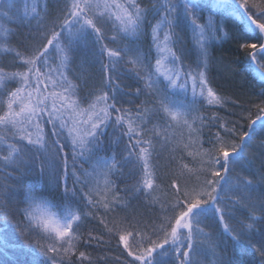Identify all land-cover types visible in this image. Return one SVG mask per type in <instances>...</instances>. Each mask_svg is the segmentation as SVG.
Masks as SVG:
<instances>
[{"label": "trees", "instance_id": "trees-1", "mask_svg": "<svg viewBox=\"0 0 264 264\" xmlns=\"http://www.w3.org/2000/svg\"><path fill=\"white\" fill-rule=\"evenodd\" d=\"M188 1L229 33L213 47L219 62L207 70L201 63L211 83L195 79V93L174 89L148 58L147 31L174 4L185 51L179 63L196 75L205 57L184 0H138L147 54L139 59H109L127 44L122 37L135 36L94 1L81 4L84 15L71 7L80 0H40L38 15L23 24L0 16V264H264V52L259 61L249 56L264 43V0ZM59 34L78 45L71 67L63 52L51 67L38 64ZM27 75L79 111L102 106L106 122L70 142L48 115V100L35 121L15 113ZM45 145L55 182L39 172L42 160L48 164ZM36 199L75 215L70 238L50 239L29 219ZM184 215L191 230L179 243L173 231Z\"/></svg>", "mask_w": 264, "mask_h": 264}, {"label": "snow or ice", "instance_id": "snow-or-ice-1", "mask_svg": "<svg viewBox=\"0 0 264 264\" xmlns=\"http://www.w3.org/2000/svg\"><path fill=\"white\" fill-rule=\"evenodd\" d=\"M6 3V7H0V16L7 17L10 23L14 22L17 25L23 24L26 20H30L33 13L38 15L39 9L41 7L40 0H6ZM184 3L185 8L190 14V19L194 24L197 25V30L195 32L197 33L201 43L200 54L205 57V60L203 62H197L196 75L193 76V79H196L198 82L202 79L206 83L210 84V76L206 78V72L199 70L201 68V63H203V67L207 70L213 66L214 61L219 62V58L215 57L213 47L216 45H223V43L226 41L225 38L229 37V33L227 29L223 27V25L218 23V19L216 17H214L213 15H209L207 17L204 16L203 18H201V16L197 13L196 5L190 4L188 0H184ZM81 4L84 5V8L88 7V5L84 3V0H80V3H74L71 5V7L76 10V13L78 15L85 14L83 9L81 8ZM137 4H139L138 0H135V3H131V0H129V3L125 5L126 11L119 17L120 25L123 27L124 31L126 33H133L135 38L133 40H129L127 36L122 37L123 40L127 41V44L124 47L119 48L118 50L108 51L107 55L110 60L114 56L124 58H126L127 56H133L139 59L141 55H147L143 47V41L145 39L144 16L146 14V9L141 11V8H137ZM3 5H5V0H0V6ZM155 6L156 5H154V7ZM175 7L176 5L174 4H168L163 9L162 13L163 18H166L168 20L167 26L172 30L173 36L175 37V42L179 45V47H177L176 52H173L172 49L168 47H165L164 51H166L170 56L173 57V60L171 62L172 66L170 67L173 75H176L177 70L182 71V76L180 77V79L187 80V78L190 76V71H183L179 63L185 56V51L180 44L179 33L176 30V18L173 12ZM232 11H234V9H232ZM169 13H173V15L169 17ZM198 21L200 22L198 23ZM84 23L90 24L94 29H96L97 32L100 31L94 20H85ZM161 23L162 21L157 22L155 27L150 28V32L149 30L147 31V41L149 45L148 53H150V56L148 58L152 63L154 60V64L157 66H159L162 62L164 63V61L155 58V56L153 55L152 46L153 44H155L157 49H159L160 47V45L157 43L159 37L156 35V32L157 29L160 28ZM249 23H251V21H249ZM252 27L256 28L257 26L255 24H252ZM222 31L223 35H221ZM164 40L165 44L167 45V43L169 42V36L167 35V33H165L164 35ZM77 46L78 45H76L74 38L72 40H68L65 43V38L62 34L56 35L53 43L48 45L47 48L42 53H40V58L37 63L39 64L40 60H44V62L49 67H51L52 62L56 60L57 55L63 52L65 54L64 59L67 62L66 67H71L72 61L75 57V48ZM245 46V44L241 45L242 48ZM101 51H104V49L102 48ZM177 52L179 53V55L176 54ZM262 52H264V43H259L255 49H252L249 56L253 60L259 61V56ZM127 63L131 64L132 60H127ZM108 67L110 72H112V70H116L117 72L119 71V66L116 62L110 63ZM260 67L261 69H264V62H260ZM109 78L111 79V76H109ZM216 91L218 92V90ZM60 147H63V145H60ZM42 151L45 154V159L48 160V164L47 166H45L42 160L39 167V172L42 175L47 174L49 178L53 180V182H55L56 171L54 153L51 155L49 154V148L47 145H45ZM61 172L62 179L60 183L63 187L66 188L67 176L63 175V169L61 170ZM27 214L30 220L44 223L53 231H56L59 228L60 221L57 219L56 213L51 210V206L47 202L34 201Z\"/></svg>", "mask_w": 264, "mask_h": 264}, {"label": "rangeland", "instance_id": "rangeland-1", "mask_svg": "<svg viewBox=\"0 0 264 264\" xmlns=\"http://www.w3.org/2000/svg\"><path fill=\"white\" fill-rule=\"evenodd\" d=\"M88 1L90 2L94 1L99 8L109 11L118 20L119 17L126 11L125 5L129 3V0H88ZM188 2L190 3V1ZM161 21L162 23L160 25V28L157 29L156 35L159 37L157 41V43L160 45L158 49L159 59H161V61H164V63L162 62L159 66H157L159 73L167 81H170L172 87L176 90L181 91L182 89L185 90L191 88L193 90V93H195V91L198 90L200 92L201 89H198V84L196 80L192 78L191 75L187 78V80L180 79V77L182 76V71L177 70L176 75L175 76L173 75L172 70L170 68L172 66L171 62L173 60V57L170 56L166 51H164L165 47L172 49L170 29L167 26L166 19H163ZM165 33H167V35L169 36V42L167 43V45L165 44V40H164ZM177 69H178V65H177ZM38 75L26 76L25 83L23 84L22 88L19 90V93L16 98V102H18L17 104H19V108L15 113L20 114L26 111L29 113L28 117L30 118V120L35 121L38 114L40 113L37 110L41 107V103H43L42 107L45 108L44 102L48 100L49 102V106L47 109L48 115H50V117H52V119L55 122H57L59 126L63 127L66 136L70 140V142H72L74 139L78 137L79 138L86 137L88 134H91L93 131H95L98 125L106 122L108 111L106 109H104L106 112L102 110V106H99L97 111L95 109L87 110V111L86 110L79 111V109L75 108L70 103L69 100H67L64 97L57 96L53 91H50V88L52 86L48 85L49 88H47V85H45L46 87L44 86V84L41 85V83L39 82L40 80L38 79L39 77ZM42 86L43 88H47V92H45L42 89ZM34 201H43V200L36 199ZM51 210L54 212L52 207ZM58 213H56V217L60 221V225L56 231H53L50 227H48L44 223H40L35 220L32 221L35 223V225L39 226L40 230L47 237L62 242L66 240V238H70L71 237L70 235H72L71 232L73 231L72 226L75 220V215L69 210ZM190 230H191V224H189V217L184 215L177 222L173 234H175L176 238H179L178 240L179 243H183L182 241L184 237L186 241V239L190 235ZM140 260H142L141 262L146 261V256L140 258Z\"/></svg>", "mask_w": 264, "mask_h": 264}]
</instances>
